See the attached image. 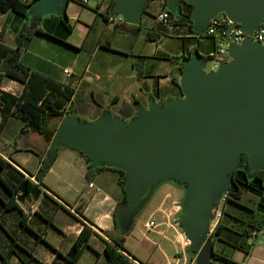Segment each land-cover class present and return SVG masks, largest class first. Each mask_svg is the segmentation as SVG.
<instances>
[{"label":"crops","instance_id":"0c3cea01","mask_svg":"<svg viewBox=\"0 0 264 264\" xmlns=\"http://www.w3.org/2000/svg\"><path fill=\"white\" fill-rule=\"evenodd\" d=\"M23 1L31 4L27 16L0 10V42L16 47L26 24L25 33L32 36L22 48V64L29 72L72 87L65 116L83 122L108 116L127 124L153 105L164 107L186 99L183 59L196 55L204 59L217 43L196 29L192 4L185 0H177L178 12L169 8L168 0H146L136 22L116 25L102 12L109 5L113 13L112 0L98 1L95 16L86 22L81 19L86 10H75L76 4L68 2L71 32L59 24L61 11H43L42 0ZM163 10L174 15L173 25L157 20ZM44 16L46 27L39 23ZM38 27L48 34L36 32ZM66 68L72 70L70 77L64 73ZM1 88L20 95L25 83L5 75ZM22 125L15 115L4 121L0 110V155L11 165L0 175L13 187L30 180V186L16 194V206L3 212L1 199L7 201L11 195L0 183V264H72L66 257L85 225L94 232L77 264H106L105 247L114 244V238L123 239L126 251L119 249L137 264H214L216 257L211 254L206 259L204 244L189 241L178 223L185 184L173 177L160 180L134 212L126 213L119 171L106 168L89 180L86 160L63 143L57 144L58 155L40 183L36 175L51 155L54 137L48 141L45 133H21ZM150 220L156 225L146 228ZM262 249L255 264H264ZM251 252L252 248L244 253Z\"/></svg>","mask_w":264,"mask_h":264},{"label":"water","instance_id":"95a60500","mask_svg":"<svg viewBox=\"0 0 264 264\" xmlns=\"http://www.w3.org/2000/svg\"><path fill=\"white\" fill-rule=\"evenodd\" d=\"M145 1L114 0L112 11L134 23ZM185 1L194 4L191 15L198 30L219 11L247 32L264 17V0ZM68 2L42 0L41 8L61 11ZM230 51L233 60L211 73L203 70L199 55L185 57L182 84L187 98L153 105L127 124L108 116L92 122L63 117L52 150L67 144L93 162L127 169L126 213L134 212L160 180L182 182L186 193L178 223L189 241L206 248L210 210L232 185L242 154H247L251 170H264V46L247 39Z\"/></svg>","mask_w":264,"mask_h":264},{"label":"trees","instance_id":"16d2710c","mask_svg":"<svg viewBox=\"0 0 264 264\" xmlns=\"http://www.w3.org/2000/svg\"><path fill=\"white\" fill-rule=\"evenodd\" d=\"M70 1V0H69ZM114 0L111 2L113 7ZM194 4L191 5V11ZM31 4L23 0H0V10L13 9L24 16L28 15ZM62 23L66 29L71 32L73 27L69 21L67 13L62 17ZM21 33V38L16 47H9L0 42V110L4 121L11 115L20 117L23 120L21 133L33 130L46 134L47 140L53 139L58 127L56 123L50 129V121L53 118H60L66 115L67 103L71 100L74 89L70 86H63L51 78H48L37 72H29L20 60L22 48L26 47L31 40L32 32H26L27 25L25 24ZM38 33L48 34L41 28L35 30ZM173 60H178L179 57H173ZM207 60V58H204ZM5 75L15 78L25 83V88L22 94L16 95L10 91L1 88L2 80ZM78 150V149H76ZM82 157L88 163L86 176L91 180L94 175L106 168H114L119 171V184L123 189L124 197L121 204L127 206L128 196L125 189L127 179V169L115 166L106 161L96 163L85 154L78 150ZM57 147L52 150L49 159L40 166L36 178L40 183L50 169L52 163L56 159ZM9 162L0 155V170L10 167ZM0 183L8 190L11 197L5 201L3 199L2 212L15 207L14 198L21 189H27L30 186V180L23 179L19 185L13 187L3 176L0 175ZM252 191L257 194V208L259 213L248 207L242 201L244 192ZM230 206V207H229ZM243 209L244 211H241ZM80 211V210H79ZM241 211V213H239ZM80 213H82L80 211ZM264 229V170H251L248 163L247 154L243 153L236 170L232 175V185L229 188V197L226 201L222 219L219 221L213 235V255L216 258H224L228 262L232 259L226 257L223 253L215 249V242L220 241L233 249H239L246 254L250 252L252 243L249 242L253 233L258 234ZM94 231L85 225L75 240L72 251L67 261L72 264H77V261L85 246H88L90 236ZM114 244L107 243L105 252L107 256L106 264H137L133 262L123 251L126 248L123 244V239L114 238ZM145 264V263H144Z\"/></svg>","mask_w":264,"mask_h":264},{"label":"built area","instance_id":"2783aa9c","mask_svg":"<svg viewBox=\"0 0 264 264\" xmlns=\"http://www.w3.org/2000/svg\"><path fill=\"white\" fill-rule=\"evenodd\" d=\"M74 1L78 2L82 6H87L90 3V0ZM102 10L110 23L116 25L122 23L125 20L122 15L110 13L109 5H105ZM156 18L157 20L169 25H173L175 22V17L169 10H163L159 12ZM203 31L207 36L213 38L217 42L215 48L205 57L207 60H210L213 65L212 70L209 72L205 71L203 67V70L206 73L218 71L222 64L233 60L230 51L233 45H242L244 41L250 39L261 46H264V17L260 19L256 29L253 32H247L243 29L242 25L230 17L227 12L219 11L206 20ZM207 60L203 59V64ZM64 73L66 76L70 77L72 70L66 68ZM90 185L93 186L92 183H90ZM228 197L229 189H226L221 193L210 210V218L208 221L209 237H212L219 221L223 217L224 208ZM155 225L156 223L153 220L145 223L146 228H151ZM255 235L256 232L253 233V236Z\"/></svg>","mask_w":264,"mask_h":264},{"label":"rangeland","instance_id":"374dc122","mask_svg":"<svg viewBox=\"0 0 264 264\" xmlns=\"http://www.w3.org/2000/svg\"><path fill=\"white\" fill-rule=\"evenodd\" d=\"M98 1L100 2L101 0H90L89 5L84 6V7L80 6L79 3H75L76 1H74V0H70L69 2L76 4V5H74L75 10H78V8H84L86 10L85 15L82 16V18H81V19H83V21L86 22V21H92L93 16H95V11H96L95 7H96V3ZM169 8L172 11L178 12L179 6L177 3V0L173 3H171L169 5ZM33 13H34V11L32 10V13L29 14L30 15L29 16L30 22H31L32 18L34 17ZM65 13H67V9L65 7H63V9L61 10V14L63 17L65 15ZM67 16L69 17L68 13H67ZM39 23H40V25L46 27L45 16H44L43 20H39ZM59 24L62 26L63 23L61 22ZM212 66L213 65H212L210 60H207L203 64L204 70L207 72L212 70ZM74 117H76V116H74ZM58 121L60 122V118L55 119L56 123H58ZM228 185H229V181L226 182L225 186H228ZM153 189H154V185H153L152 189L150 190V194L153 191ZM257 199H258L257 194L252 192V191L244 192L243 197H242L243 203L248 205V207H251L258 214L259 211L257 208ZM241 211H244V210L241 209ZM241 211L239 213H241ZM141 220H144L143 216L141 217ZM207 240L209 242L207 241L208 243H207L206 249L203 252V255L205 256L206 259H208L211 256V254H212L211 250H212V246H213V244H212L213 239L209 240V237H207ZM250 242L252 243V252L250 253V255H246L241 250H235L231 246L226 245L224 243L216 242V244L214 245L215 249L220 251V252L222 251L221 253H223L226 257L231 258L232 262H228L224 258H216V259H213V263L214 264H237V263H239V264H255L256 257L261 255V252L263 250L262 247L264 246V230L261 233H259L257 236H253L250 239Z\"/></svg>","mask_w":264,"mask_h":264},{"label":"bare ground","instance_id":"6f19581e","mask_svg":"<svg viewBox=\"0 0 264 264\" xmlns=\"http://www.w3.org/2000/svg\"><path fill=\"white\" fill-rule=\"evenodd\" d=\"M226 9V7H224Z\"/></svg>","mask_w":264,"mask_h":264}]
</instances>
